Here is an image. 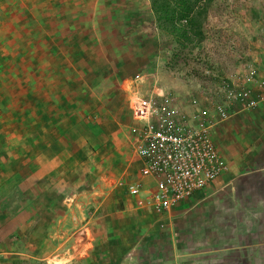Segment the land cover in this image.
Instances as JSON below:
<instances>
[{"label":"crops","instance_id":"obj_1","mask_svg":"<svg viewBox=\"0 0 264 264\" xmlns=\"http://www.w3.org/2000/svg\"><path fill=\"white\" fill-rule=\"evenodd\" d=\"M74 1H83V4L59 0V6L65 9L63 12L57 10L55 25L73 24L75 19L65 20L63 16L82 17L84 8L88 10L84 18L87 25L95 17H102V14H96L98 9H102L108 18L104 28L110 32L117 26L123 36L112 33L108 38L111 42L104 44L103 40L110 35L97 37L90 26L84 28L79 39L73 32L60 35L56 26L53 42L49 33L42 37L43 43L54 44L50 49L44 46L46 44L40 46L42 73H47V76L53 74L49 76L52 81L46 83L48 77L44 76V81L39 82L38 109L27 106L34 98L31 91L26 94L28 99L24 96L22 104L26 124L19 136L14 137L13 132L6 129L0 132V255L5 254L10 263L26 256L43 260L52 253L54 260L57 256L61 260L66 211L63 210V185L76 184L74 177L77 171L80 174V170L84 175L77 181L89 184V188L86 193L81 188L80 192L78 189V193L72 195L95 199L96 205L89 215L96 218L88 216L81 224L75 222L78 225L70 230H83L88 237L91 234L92 239L96 237L90 248L97 245L110 247L111 242L110 248H117L125 233H132L131 236L144 233L143 224L148 221L147 217H169L176 212L172 211L176 206L161 215L149 208L138 207L137 197L125 187L126 181L141 180L145 187L152 184L151 179L140 176L142 161L135 154V140L130 131L135 122L132 114L135 98L139 96L134 84L138 83H134L132 77L129 81L118 80V85H115V74L106 76L119 71V62L112 58L115 48L120 47L115 43L121 39L126 48L124 34L138 31L137 27L145 21L143 14L131 18L124 14L126 10L135 8L138 12L137 4L142 0ZM47 54L54 56L53 61ZM96 60L100 64L106 63L103 65L106 69L95 63ZM99 70L106 72L102 78L91 74ZM259 74L264 77V71H259ZM263 113L264 102L251 110L236 112L214 127L213 140L226 162V168L213 185L224 186L246 174L258 175L264 182ZM66 122L67 126H64ZM69 148L73 150L68 155ZM93 172L94 178L91 176ZM16 193L20 197H16ZM207 193L201 189L189 197L188 203L180 202L181 211L184 213L190 209ZM97 236H100L98 240ZM183 254L190 252L183 251ZM102 259L101 256L72 257L70 263L101 264L99 260Z\"/></svg>","mask_w":264,"mask_h":264},{"label":"rangeland","instance_id":"obj_2","mask_svg":"<svg viewBox=\"0 0 264 264\" xmlns=\"http://www.w3.org/2000/svg\"><path fill=\"white\" fill-rule=\"evenodd\" d=\"M56 2L59 8L56 7ZM69 2L74 5L83 4V1ZM59 5V0H0V132L6 129L9 133L13 132L14 137L20 135L21 128L26 124L23 98L25 96L28 99L29 95L26 94L29 91L34 98L27 106L35 109L40 106L39 82L44 81V76H47V73H42L40 60V46L46 44L43 43V35L49 33L53 42L58 26L60 35L73 32L76 39H79L84 28L90 26L97 37L112 33L121 38L123 36L117 26L110 32L104 28L108 18L106 11L102 9L96 11L102 17H95L87 25L84 19L88 13L86 8L81 13L82 17L78 16L79 19L63 16L65 20L75 19L73 24L55 25L57 10L63 12L65 9ZM137 7L138 12L135 8L128 12L126 10L124 14L131 18L140 13L145 21L137 27L138 31L124 34L126 48L121 39L115 43L120 47L115 48L116 53L112 58L119 62V71L106 75L115 74V85L121 79L129 81L136 70L148 66L152 76L134 84L138 95L144 96L156 79L159 84L172 89L182 106L185 105V110L190 111L188 96L192 92L201 91L211 81L206 70L213 71L215 67H221L223 71L235 67L243 69L247 62H252L258 71H264V0H209L207 13L202 21L203 36L199 42L177 40L169 31L158 27L150 0L138 2ZM67 9L71 11L70 7ZM79 20L82 22L79 23ZM110 37L111 35L107 36L103 43H110ZM44 46L50 49L54 44ZM48 58L53 61L54 56L50 54ZM98 62L95 61L100 64ZM51 64L56 68L55 62ZM105 64L100 65L106 69ZM104 73L106 72L100 70L98 73L91 72L94 77L98 75L101 78ZM49 76L53 74L50 73ZM49 76L46 83L52 81ZM59 110L63 114L62 108ZM248 110L251 109H240L238 112ZM64 126H67V122ZM71 149L66 154L69 155L73 150ZM217 151L220 152L219 149ZM94 173L91 174L93 178ZM80 174L78 171L75 174L76 184L73 182L63 185V210L67 214L64 213L61 260L58 256L54 260L55 255L52 253L43 260L23 256L24 259L10 263L4 254L0 255V264H71L72 257L87 256L103 257L102 261L99 260L101 264H264V182L258 175H242L224 186H215L212 181L202 189L208 192L203 195L202 200L197 204L194 202L196 205L193 204L184 213L181 211L182 203H179L178 208L175 209L177 204L172 211L180 212L172 213L169 217H147L148 221L143 224L144 233L133 236L132 233H125L117 248H110L113 242L109 244L110 247L97 245L92 248L96 234L92 239V234L88 237L83 230H70L91 216L89 214L96 205L95 199L72 195L78 193V189L80 192L81 188L86 193L89 188V184H79L77 181L84 175L81 170ZM16 197H20V194L16 193ZM188 200L186 198L181 202L185 204ZM75 222L78 224H74ZM99 237L97 236V240ZM183 251L190 254L184 255Z\"/></svg>","mask_w":264,"mask_h":264},{"label":"built area","instance_id":"obj_3","mask_svg":"<svg viewBox=\"0 0 264 264\" xmlns=\"http://www.w3.org/2000/svg\"><path fill=\"white\" fill-rule=\"evenodd\" d=\"M206 72L211 81L188 96L190 111L156 79L144 96L135 98V122L130 126L134 151L142 161L140 176L152 180L147 187L141 180L124 183L137 197L138 207L167 213L214 181L226 168L213 140L214 125L264 101V77L252 62L243 69L215 67ZM148 76L152 71L144 66L135 71L133 81L140 83Z\"/></svg>","mask_w":264,"mask_h":264},{"label":"trees","instance_id":"obj_4","mask_svg":"<svg viewBox=\"0 0 264 264\" xmlns=\"http://www.w3.org/2000/svg\"><path fill=\"white\" fill-rule=\"evenodd\" d=\"M209 0H150L156 25L178 39L199 42ZM185 20L184 22L182 20ZM190 34V35H189Z\"/></svg>","mask_w":264,"mask_h":264}]
</instances>
